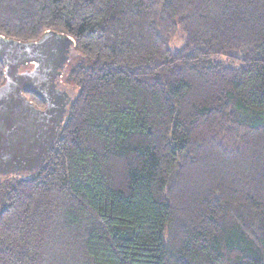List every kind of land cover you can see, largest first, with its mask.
Instances as JSON below:
<instances>
[{
    "label": "trees",
    "instance_id": "obj_1",
    "mask_svg": "<svg viewBox=\"0 0 264 264\" xmlns=\"http://www.w3.org/2000/svg\"><path fill=\"white\" fill-rule=\"evenodd\" d=\"M47 33L72 101L0 179V264H264V0H0V37Z\"/></svg>",
    "mask_w": 264,
    "mask_h": 264
},
{
    "label": "water",
    "instance_id": "obj_2",
    "mask_svg": "<svg viewBox=\"0 0 264 264\" xmlns=\"http://www.w3.org/2000/svg\"><path fill=\"white\" fill-rule=\"evenodd\" d=\"M46 35L50 41L40 39L31 43L0 37V61L5 67V82L0 86V179L31 176L41 169L72 101L65 89L60 93L64 100L58 96L60 99L56 100L55 95L48 99L40 97L44 108H37L26 96L36 94L41 87H53V81L48 78L52 72L45 78L37 68L31 73H21L22 66L35 63L52 70L56 63L61 68L69 61L72 41L56 33L43 37ZM54 41L62 54L54 51ZM45 45H49V52L42 49Z\"/></svg>",
    "mask_w": 264,
    "mask_h": 264
},
{
    "label": "flooded vegetation",
    "instance_id": "obj_3",
    "mask_svg": "<svg viewBox=\"0 0 264 264\" xmlns=\"http://www.w3.org/2000/svg\"><path fill=\"white\" fill-rule=\"evenodd\" d=\"M41 39H45L44 41H46V40L50 41L48 35H46L45 38L42 37ZM53 44L55 46L54 51L55 52L57 51V54H62V52L59 50L60 47L57 46V41H54ZM42 49H44L45 52H49L48 49H50V47H49V45H45ZM61 49H63V47H61ZM39 61H40V59H39ZM68 62L64 63V65L61 68H60V63H56L54 65V69H52V70L46 69L44 67V65H37L35 63H29L25 66H22L20 68L21 73L26 72V71L31 73L33 70H35L37 68L39 73L45 75V78H46L47 74L52 72L51 77H48V78H51L50 80L53 81V87H50L49 85L45 88L41 87L40 89H38L39 92H36V94L27 93L26 94L27 98L28 99H31V98H34V99L39 98L40 99V97H41L43 99L46 97L48 99V98L52 97L53 95H55L56 100H59L60 98L63 99L61 97L60 93H62L63 91L66 90L65 86L63 85V83H64L63 76H64V72L66 70ZM63 89H65V90H63ZM37 94H39V96H37ZM56 96H58L60 98H58Z\"/></svg>",
    "mask_w": 264,
    "mask_h": 264
},
{
    "label": "rangeland",
    "instance_id": "obj_4",
    "mask_svg": "<svg viewBox=\"0 0 264 264\" xmlns=\"http://www.w3.org/2000/svg\"><path fill=\"white\" fill-rule=\"evenodd\" d=\"M68 67H70V65H68ZM69 69V68H68ZM66 80L64 79V82H65Z\"/></svg>",
    "mask_w": 264,
    "mask_h": 264
}]
</instances>
